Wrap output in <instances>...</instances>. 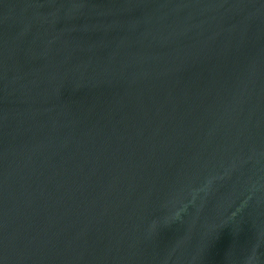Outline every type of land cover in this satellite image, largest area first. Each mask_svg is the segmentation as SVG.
Segmentation results:
<instances>
[{
	"label": "water",
	"instance_id": "95a60500",
	"mask_svg": "<svg viewBox=\"0 0 264 264\" xmlns=\"http://www.w3.org/2000/svg\"><path fill=\"white\" fill-rule=\"evenodd\" d=\"M0 264H264V0H0Z\"/></svg>",
	"mask_w": 264,
	"mask_h": 264
}]
</instances>
